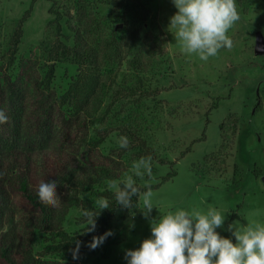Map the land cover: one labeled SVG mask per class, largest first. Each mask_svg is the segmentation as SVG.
Returning a JSON list of instances; mask_svg holds the SVG:
<instances>
[{
	"label": "rangeland",
	"instance_id": "1",
	"mask_svg": "<svg viewBox=\"0 0 264 264\" xmlns=\"http://www.w3.org/2000/svg\"><path fill=\"white\" fill-rule=\"evenodd\" d=\"M32 2L0 0V78L8 73L29 83L35 77L42 79L54 64V97L62 95L81 71L71 60L53 58L58 47L74 44L77 30H85L84 36L96 48L100 43L99 48H103V39L114 36L125 54L129 31L137 26L139 46L153 44L144 40L151 32L156 33V43L165 48L164 54L152 57L143 74L144 85L151 90L149 96H126L115 85L103 106L118 100L111 114L119 116L111 115L109 126L116 127L119 117L131 116V121L145 131V146L130 142L127 149L120 148L122 135L115 129L92 159L97 163L116 160L122 179L133 175L141 185L149 181L147 175L141 179L132 172V164L141 157L152 158L150 183L159 182L171 169L176 175L152 189L156 208L148 218L136 207L119 208L107 229L111 235L83 254L81 263L127 264L126 251L138 249L144 239L151 238L152 222L179 209L207 211L215 207L226 213L223 227L216 231L233 242L229 225H264V0H236L240 19L227 33L234 46L231 50L222 48L207 61L182 51L176 29L169 27L170 18L177 12L172 0ZM30 7L16 60L9 66L11 35ZM108 51L113 54L111 48ZM120 60L115 56L107 70L113 74L133 72L126 59ZM99 127L96 123L91 128L89 139H99ZM86 196L92 197L90 193ZM82 213L81 208L70 210L65 221L68 231L92 227L86 226ZM46 243L45 234L38 233L35 251Z\"/></svg>",
	"mask_w": 264,
	"mask_h": 264
},
{
	"label": "trees",
	"instance_id": "2",
	"mask_svg": "<svg viewBox=\"0 0 264 264\" xmlns=\"http://www.w3.org/2000/svg\"><path fill=\"white\" fill-rule=\"evenodd\" d=\"M31 9L25 11L11 35L9 66L16 60L24 35L23 24ZM85 32L75 31L73 45L63 44L55 50V60H71L81 69L62 95L54 97L51 91L54 64L42 79L35 77L29 83L8 73L0 78V110L8 116V122L0 124V264H84L80 257L92 248L93 238L106 237L111 219L123 208L116 204L115 191L107 187L112 180H123L116 160L97 163L92 154L115 129L131 143L142 146L146 143L145 131L127 115L117 119L116 127H110L109 119L119 116L111 114L119 101H112L104 109L103 106L115 85L126 96H149L151 90L145 87L143 74L152 57L164 54L165 48L156 43V33L151 32L145 34L144 40L153 44L146 48L139 46L137 26L129 31L125 54L114 36L103 39V48H99L101 43L96 48L86 39ZM110 48L113 54L108 51ZM115 56L121 62L126 59L133 72L128 75L123 70L118 74L108 71ZM96 123L102 128L100 137L89 139ZM175 175L176 171L171 169L159 182L151 183L152 189ZM52 180L58 183L60 197L55 206L41 202L37 195L39 183ZM136 184L141 193L147 190ZM87 193L92 197L86 196ZM100 197H107L111 205L99 212L94 230L68 231L65 221L70 210L75 207L94 210ZM132 199L134 205L138 203L137 197ZM233 218L234 215L230 220ZM82 219L85 221L83 215ZM38 233L45 234L47 243L42 250L35 251Z\"/></svg>",
	"mask_w": 264,
	"mask_h": 264
},
{
	"label": "clouds",
	"instance_id": "3",
	"mask_svg": "<svg viewBox=\"0 0 264 264\" xmlns=\"http://www.w3.org/2000/svg\"><path fill=\"white\" fill-rule=\"evenodd\" d=\"M177 12L170 18L169 27L175 28V37L182 51L188 55L196 54L200 60L207 61L218 55L219 50L234 46L227 35L234 23L240 19L236 0H172ZM8 122V116L0 110V124ZM119 147L127 149L130 140L121 136ZM151 156L141 157L132 164V172L141 179L149 178L141 193L133 175H125L121 181L112 180L109 188L115 190L117 205L126 209L138 208L148 218L156 208L151 187ZM2 178V175H0ZM56 180L41 181L37 195L41 202L55 206L60 201ZM138 198L134 205L133 197ZM142 202V203H141ZM107 197H100L94 210L85 209L82 215L88 231L95 228L99 212L108 209ZM226 213L215 207L207 211L197 209H179L168 212L159 221L151 224V238L144 239L138 249L125 253L127 264H264V225L239 222L229 225V231L235 238H226L216 229L223 227ZM134 227V225H130ZM111 235V232L106 233ZM104 238H93L91 247L95 248Z\"/></svg>",
	"mask_w": 264,
	"mask_h": 264
},
{
	"label": "water",
	"instance_id": "4",
	"mask_svg": "<svg viewBox=\"0 0 264 264\" xmlns=\"http://www.w3.org/2000/svg\"><path fill=\"white\" fill-rule=\"evenodd\" d=\"M262 180H263V182H264V175L262 176Z\"/></svg>",
	"mask_w": 264,
	"mask_h": 264
}]
</instances>
